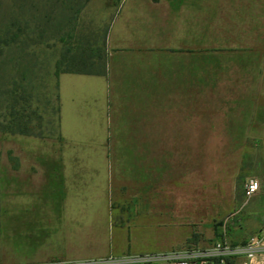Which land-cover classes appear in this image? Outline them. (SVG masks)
I'll list each match as a JSON object with an SVG mask.
<instances>
[{
  "label": "rangeland",
  "instance_id": "374dc122",
  "mask_svg": "<svg viewBox=\"0 0 264 264\" xmlns=\"http://www.w3.org/2000/svg\"><path fill=\"white\" fill-rule=\"evenodd\" d=\"M18 3L0 0V20L30 19ZM75 24L74 37L104 41V84L93 86L105 85V98L80 104L102 108L94 132L74 140L79 128L63 135L57 126L61 79L66 120L69 82H99L54 75L62 42L48 38L26 47L21 66L0 65V264L98 260L108 244L138 264H168L216 242L244 244L262 229L264 0H89ZM29 63L33 72L20 80L17 69ZM10 115L32 134L7 132ZM104 156L112 164L106 220L75 229L97 199L95 182L83 183L72 163ZM140 167L150 176L136 182ZM249 179L258 189L246 195Z\"/></svg>",
  "mask_w": 264,
  "mask_h": 264
},
{
  "label": "trees",
  "instance_id": "16d2710c",
  "mask_svg": "<svg viewBox=\"0 0 264 264\" xmlns=\"http://www.w3.org/2000/svg\"><path fill=\"white\" fill-rule=\"evenodd\" d=\"M46 1L45 9L42 6L39 8L34 1L19 0V7L25 4L30 7L32 17L26 19V15L19 12L12 17L4 15L0 20V65L10 61L14 65L21 66L28 55L25 51L27 46L45 43L48 38H54L63 45L54 63L55 76L60 73L103 74L105 70L104 41L96 45L95 40L84 37L80 32L77 37L72 34L76 31L75 22L79 11L89 0ZM12 28H14L13 31ZM28 28L32 29L31 33L27 32ZM11 48L15 50L16 55L10 54ZM33 67V64L29 63L28 66L17 69L16 74L19 79L24 80L26 76L29 77ZM22 113L21 119L28 116L27 112ZM5 128L10 133L32 134L25 130L26 126L20 121V116L14 118L10 115Z\"/></svg>",
  "mask_w": 264,
  "mask_h": 264
},
{
  "label": "crops",
  "instance_id": "0c3cea01",
  "mask_svg": "<svg viewBox=\"0 0 264 264\" xmlns=\"http://www.w3.org/2000/svg\"><path fill=\"white\" fill-rule=\"evenodd\" d=\"M180 69V68H179ZM104 74V73H103ZM96 75V74H83V73H72V74H65L63 75L61 78H68L67 76L71 77V79H75L74 77L76 76H86V77H91L94 79H97L99 82L97 83H92L91 85L88 84H84V83H78V82H74L71 81L69 82L72 87L71 89V94H70V100H71V110L70 112L73 113V116L70 118H68L67 120L65 119V114L67 115V111L64 108V102H63V85H62V79L60 81V105H61V109L59 110V106H57L58 110L56 109L57 112H59V116H60V123H59V117L58 118V123L57 126H59L60 124V131L61 133L64 135L71 134L74 132V129L79 128L80 130V134L78 137H69L71 139L74 138H80L83 137L84 134L89 133V132H94L95 131V126H99L98 123L99 121H101L103 119V113H102V108H100V106L97 107H88V108H81L80 104L84 103L85 101H90L88 100L89 97L96 96L98 97L100 100L105 98V91H106V86L104 85V89L101 91L100 88L95 89L93 84H101V79L99 78V76L103 75ZM77 78V77H76ZM77 81V80H76ZM188 81V80H187ZM191 82V81H190ZM190 82L188 81V84H184V86L188 87L190 86ZM97 91V93L95 92V90ZM102 92V93H101ZM167 95V94H166ZM72 98H75L78 102L79 105L77 106H73L72 104ZM92 100V99H91ZM78 108V109H77ZM140 133H144L146 131H144L143 129L139 130ZM68 137V136H66ZM139 146H143L142 143L139 144ZM143 148V147H142ZM104 146H103V148ZM72 159L71 161L69 160V162L65 161L64 165L69 166L70 162L72 163ZM74 162V161H73ZM72 165H78L79 167L75 170V173L80 174L81 179L84 183V181H90L93 184V188H94V196L97 200H95L94 202L90 201L91 206H94L92 208V210H94V213L92 215L89 216H85V217H79L78 221L75 224H72V227H74L75 229H79V228H83L85 227L86 224L89 225V227L91 226L92 228H94L95 230H97L98 228H101V224L102 221L106 220L105 215H104V211H105V203H104V197L107 194L106 190L110 192L111 190V181H112V170H111V160L110 158L107 157H98V158H86V159H81L80 157L77 158V160L72 163ZM140 172L137 175H135V181H144V179H148V177L150 176L147 175L148 173H146L144 175L143 172V167H140ZM72 172H74V169L71 168V170H69ZM147 176V177H146ZM84 179V180H83ZM89 179V180H88ZM151 180V179H149ZM81 184L80 187L82 188H86L87 184ZM98 190L102 191V197H100L97 193ZM89 195V194H88ZM103 214V215H102ZM107 222V221H106ZM104 245V244H103ZM110 252V247L109 244L107 246L104 247V251L102 254L98 255V259H102V258H106L108 256H112V257H116V258H120V257H124V255H114L109 253ZM74 259H78V258H74ZM241 259L239 257L237 258H233L229 260V264H240ZM169 264V263H168Z\"/></svg>",
  "mask_w": 264,
  "mask_h": 264
},
{
  "label": "built area",
  "instance_id": "2783aa9c",
  "mask_svg": "<svg viewBox=\"0 0 264 264\" xmlns=\"http://www.w3.org/2000/svg\"><path fill=\"white\" fill-rule=\"evenodd\" d=\"M257 189L256 180L249 179L246 181L244 185L246 195H251ZM198 256L201 259L195 261ZM237 257L241 259L240 264H264V227L250 236L244 244L230 247L216 242L215 246L204 254L175 258L169 264H229L230 259ZM139 262L140 259L135 257L116 258L108 256L98 260H52L32 264H138Z\"/></svg>",
  "mask_w": 264,
  "mask_h": 264
}]
</instances>
